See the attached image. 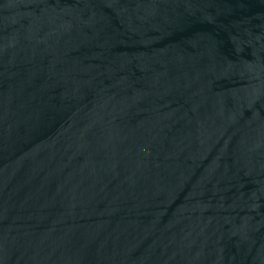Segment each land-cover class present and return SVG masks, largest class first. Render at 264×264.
Here are the masks:
<instances>
[{"label": "water", "instance_id": "95a60500", "mask_svg": "<svg viewBox=\"0 0 264 264\" xmlns=\"http://www.w3.org/2000/svg\"><path fill=\"white\" fill-rule=\"evenodd\" d=\"M0 264H264V0H0Z\"/></svg>", "mask_w": 264, "mask_h": 264}]
</instances>
